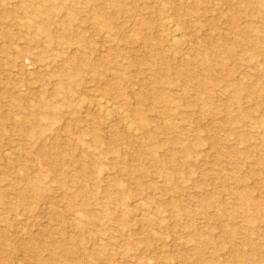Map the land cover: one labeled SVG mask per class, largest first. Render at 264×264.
I'll return each mask as SVG.
<instances>
[{
    "label": "rangeland",
    "instance_id": "obj_1",
    "mask_svg": "<svg viewBox=\"0 0 264 264\" xmlns=\"http://www.w3.org/2000/svg\"><path fill=\"white\" fill-rule=\"evenodd\" d=\"M0 264H264V0H0Z\"/></svg>",
    "mask_w": 264,
    "mask_h": 264
},
{
    "label": "bare ground",
    "instance_id": "obj_2",
    "mask_svg": "<svg viewBox=\"0 0 264 264\" xmlns=\"http://www.w3.org/2000/svg\"><path fill=\"white\" fill-rule=\"evenodd\" d=\"M165 19H166L165 23L172 28V32H173V35H172V38H171V44L174 45V46H176L178 44V38H177L178 36H177V30H176L177 27L169 19H167V18H165ZM99 107L107 115H109L112 112V110L110 109V106L108 104L102 103L101 101L99 102ZM129 122H130V120H129ZM128 128L130 130H132L134 127H133V125H131L130 123H128ZM82 221H83V215L80 213V211H76L75 212V222L79 225Z\"/></svg>",
    "mask_w": 264,
    "mask_h": 264
}]
</instances>
